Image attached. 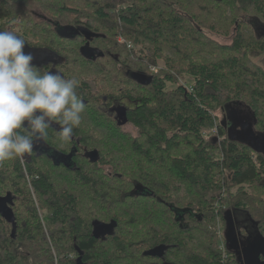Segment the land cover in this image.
I'll return each mask as SVG.
<instances>
[{
    "label": "trees",
    "instance_id": "16d2710c",
    "mask_svg": "<svg viewBox=\"0 0 264 264\" xmlns=\"http://www.w3.org/2000/svg\"><path fill=\"white\" fill-rule=\"evenodd\" d=\"M30 1L0 0V31L19 28L29 48L60 56L85 112L73 141L49 129L36 143L46 153L0 166V198L11 200L10 217L0 212V264H240L225 240L219 249L216 226L242 211L264 240V153L252 161L215 111L234 105L264 133V69L252 61L264 55V0H42L38 18L23 7ZM243 12L259 24L239 20ZM201 17L230 43L207 36ZM52 23L98 34L96 56L82 57L83 42L61 39ZM128 72L152 79L141 85ZM115 101L132 104L124 124L104 111ZM212 128L219 146L203 134Z\"/></svg>",
    "mask_w": 264,
    "mask_h": 264
},
{
    "label": "clouds",
    "instance_id": "9594fccd",
    "mask_svg": "<svg viewBox=\"0 0 264 264\" xmlns=\"http://www.w3.org/2000/svg\"><path fill=\"white\" fill-rule=\"evenodd\" d=\"M24 49V39L14 31H0V166L16 159L23 164L53 125L60 126L62 142L73 141L85 112L78 82L59 73H41Z\"/></svg>",
    "mask_w": 264,
    "mask_h": 264
},
{
    "label": "flooded vegetation",
    "instance_id": "af4514ba",
    "mask_svg": "<svg viewBox=\"0 0 264 264\" xmlns=\"http://www.w3.org/2000/svg\"><path fill=\"white\" fill-rule=\"evenodd\" d=\"M34 17H40L41 14L33 13ZM55 24V25H54ZM55 28V33L64 40L67 41H73V42H83L78 47L79 54L84 57L85 59H93V57L96 56V51L92 46V41L95 38H98L99 36L91 37L89 40L86 39L85 35L82 33V30H85L86 27L82 23H72V24H64V25H58L56 23H52ZM65 28H73L72 31H66ZM260 30H263L262 32ZM257 32L259 34L264 35V29H257ZM86 49V50H85ZM75 50V47L74 49ZM25 52H31L33 56V64L41 69V72H53V73H59L62 75V68L59 67V64L61 63L60 56H57L52 50L45 51L40 48H29L27 45H25ZM36 52V53H35ZM40 54V55H38ZM110 58L117 60L118 58L113 55H109ZM133 72H128L129 77H131V74ZM131 105L128 101L124 102H118L115 101L111 106L104 107L105 112L109 114L110 116L114 117V119L117 122H123L127 113V110L131 108ZM229 108L234 109V112H237L239 114V128H243V131H237L234 128H231V135L235 137H243V136H253L254 138L258 139L257 145H263L264 146V133L258 132L255 128L254 122H252L251 117L245 113V115L240 114L241 110L239 108H235V106H229ZM244 111V110H242ZM246 111V110H245ZM226 119V120H225ZM229 116L224 115L223 121H225V129L228 133V120ZM242 120V123L240 124V121ZM53 129L58 130L60 127L59 125H53ZM260 145V147H261ZM33 151L36 153H46V147H43L40 143L36 144L33 148ZM55 157H59V161L65 160L63 156L57 153H53ZM256 154V153H255ZM29 155H26L27 158ZM244 213L242 211L237 212H231V218L234 224L235 232L238 239V247L234 251V254L236 255V258L240 260V264H245V251H247L248 246L255 243L256 245L253 247V251H259V242H263V238L259 236L257 233L256 228H252V224L247 221L244 217ZM225 231V230H224ZM224 231H223V238L224 237ZM263 236V235H262ZM225 240V244H226ZM258 255L256 258V264H264V254H256Z\"/></svg>",
    "mask_w": 264,
    "mask_h": 264
},
{
    "label": "rangeland",
    "instance_id": "374dc122",
    "mask_svg": "<svg viewBox=\"0 0 264 264\" xmlns=\"http://www.w3.org/2000/svg\"><path fill=\"white\" fill-rule=\"evenodd\" d=\"M41 1L42 0H31L28 4H25V5H23V7H25L26 8V10L28 11V12H32V13H36V14H43L41 11H40V9H39V7H40V4H41ZM198 2H200V4H205V5H210L207 1H205V0H197ZM69 4H73V2H68ZM71 6H73V5H71ZM18 8H20L19 6H17ZM227 9V8H226ZM20 10V9H19ZM227 11V10H226ZM204 14V13H203ZM202 14V15H203ZM241 14H238L236 17L239 19V20H244V21H248V20H252V19H255V17H257L255 14H253V12H248V13H245V12H243V14H242V16H240ZM235 16V15H234ZM227 17L229 18V19H233L234 17H233V15L231 14V13H227ZM38 18V17H37ZM205 19H206V17H205ZM204 18H202L201 17V20H202V23H204V25L206 24V25H210L211 24V22L210 21H206ZM264 21V20H263ZM252 22H254V23H256V24H259V23H257L256 21H254V20H252ZM214 23V22H213ZM263 23V22H262ZM264 24V23H263ZM206 25H205V27H203L204 28V32H205V34L207 35V36H209V37H211V39L212 40H214V41H216L217 43H219V44H221V45H228L229 43H230V41H231V38L230 37H224V36H222L223 35V32H224V30L222 29V28H220V31L217 33V35L215 34V33H211L210 31H209V29L206 27ZM260 26H262V25H260ZM261 32L263 31V30H260ZM233 32V29H232V27H230V34ZM14 33L17 35V34H20V33H22V30L21 29H19V28H15L14 29ZM117 40L119 41V42H121V43H126V45H127V47L129 48V49H133V50H135V49H139L140 48V46H137V45H135V44H133V43H131L130 41H126V40H124V38L121 36V35H118L117 36ZM36 41V40H35ZM36 53V52H35ZM167 52H165L164 54H163V57H165V56H167V57H170L169 55H167L166 54ZM33 54V53H32ZM38 55H40V54H38ZM163 57H161V58H158L157 57V66L155 67L158 71L159 70H161V69H163V68H165V61H164V58ZM252 61H254V62H256L257 64H259V65H261L262 66V68L264 69V55H261L260 57H258V58H255V59H253ZM156 69H155V71H156ZM185 80L187 81V80H189V78L188 77H185ZM185 81H183V83H184ZM169 86H171V85H169L168 84V87ZM245 98H244V96H243V98L241 99V100H244ZM241 114V113H240ZM215 115L217 116L216 117V122H217V124H219L220 123V121L223 119V117H224V115H227V116H229V118L231 119H229L228 121V124L230 125L231 123H230V121H232L233 123H236V126L235 127H232V128H234V129H236V132L237 131H240V132H242L243 131V128L241 127V128H239V123H238V121H239V118H238V116H239V114L237 113V112H234V109H232V108H226L224 111H221L219 108L215 111ZM242 123V120L240 121V124ZM123 130L124 131H126V132H128L129 134H131V135H134L135 134V129L131 126V125H126V126H124L123 127ZM203 134H204V136L206 137V139H208V138H217V140H218V146H219V144L221 143V140H222V137H223V135L216 129V128H212V129H207V130H205L204 132H203ZM227 135H228V133H227ZM222 136V137H221ZM225 137V136H224ZM214 155H216V157L217 158H221L222 157V154L220 153V151H219V148L217 149V150H214ZM250 156H251V158H252V161H254V159H256V157H257V155L255 154V153H252V154H250ZM59 157H56L55 158V161H58L59 159H58ZM257 160H255V162H256ZM245 191H247L248 192V194L249 193H251V194H255V190L253 189V188H250V187H248L247 185H244L243 187H242ZM240 189V187H232V188H230V194L231 195H233L234 197H236L238 194V190ZM256 194H257V192H256ZM258 195H260V194H258ZM262 196V198L264 199V194H262L261 195ZM44 214V213H43ZM216 235H217V240H218V244H219V249L220 250H223V247H224V238H223V224L221 223V222H219L218 224H217V226H216ZM259 250H260V253H263L264 252V243L262 242V241H260L259 242Z\"/></svg>",
    "mask_w": 264,
    "mask_h": 264
},
{
    "label": "water",
    "instance_id": "95a60500",
    "mask_svg": "<svg viewBox=\"0 0 264 264\" xmlns=\"http://www.w3.org/2000/svg\"><path fill=\"white\" fill-rule=\"evenodd\" d=\"M73 28H65V30L67 31H72ZM82 33L85 35L86 39H90L91 37H95V36H99L98 34H95L93 32H91L88 29L82 30ZM131 78L136 81L137 83L141 84V85H147L152 77L151 76H146L145 74L142 73H138V72H133L131 74ZM226 120V119H225ZM231 120V119H230ZM126 123V120H124L122 122V124ZM225 123V121H224ZM230 125L228 126V136L232 139V140H239L241 142H243L244 144H246L248 147H250L251 149H253L254 153H264V146L261 145H257L258 143V139L254 138L253 136H243V137H235L233 135H231V128L236 126V123H233L232 121H230ZM11 204V200L9 197H5V198H0V212L7 218L10 217V209H9V205ZM225 219H226V227H225V231H224V237L226 240V246L227 248L232 251V250H236L238 247V239H237V235L235 232V228H234V224L231 218V212L227 211L225 214ZM108 228L103 226L100 228V232H107ZM264 243V240H263ZM256 244L253 243L250 246H248L247 251H245V264H256V258L258 255L256 254H261L260 250L255 252L253 251V247ZM233 252V251H232ZM236 252V251H235ZM237 253V252H236ZM264 254V252H263ZM240 262V260H238Z\"/></svg>",
    "mask_w": 264,
    "mask_h": 264
},
{
    "label": "built area",
    "instance_id": "2783aa9c",
    "mask_svg": "<svg viewBox=\"0 0 264 264\" xmlns=\"http://www.w3.org/2000/svg\"><path fill=\"white\" fill-rule=\"evenodd\" d=\"M152 71L155 72V69H152ZM255 160H256V159H254V161H255Z\"/></svg>",
    "mask_w": 264,
    "mask_h": 264
}]
</instances>
